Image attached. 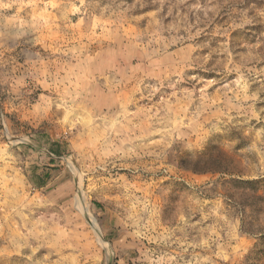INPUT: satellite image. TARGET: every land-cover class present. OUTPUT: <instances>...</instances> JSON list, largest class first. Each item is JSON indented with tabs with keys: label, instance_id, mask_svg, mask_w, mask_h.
<instances>
[{
	"label": "rangeland",
	"instance_id": "obj_1",
	"mask_svg": "<svg viewBox=\"0 0 264 264\" xmlns=\"http://www.w3.org/2000/svg\"><path fill=\"white\" fill-rule=\"evenodd\" d=\"M264 0H0V264H264Z\"/></svg>",
	"mask_w": 264,
	"mask_h": 264
},
{
	"label": "trees",
	"instance_id": "obj_2",
	"mask_svg": "<svg viewBox=\"0 0 264 264\" xmlns=\"http://www.w3.org/2000/svg\"><path fill=\"white\" fill-rule=\"evenodd\" d=\"M263 235H264V233H263Z\"/></svg>",
	"mask_w": 264,
	"mask_h": 264
}]
</instances>
